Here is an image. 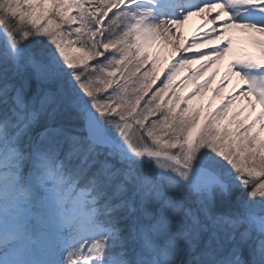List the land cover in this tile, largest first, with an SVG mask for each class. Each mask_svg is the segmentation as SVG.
I'll use <instances>...</instances> for the list:
<instances>
[{"label": "snow or ice", "instance_id": "obj_1", "mask_svg": "<svg viewBox=\"0 0 264 264\" xmlns=\"http://www.w3.org/2000/svg\"><path fill=\"white\" fill-rule=\"evenodd\" d=\"M0 264H264V0H0Z\"/></svg>", "mask_w": 264, "mask_h": 264}, {"label": "bare ground", "instance_id": "obj_2", "mask_svg": "<svg viewBox=\"0 0 264 264\" xmlns=\"http://www.w3.org/2000/svg\"><path fill=\"white\" fill-rule=\"evenodd\" d=\"M203 21L200 17H191L184 25L181 26L180 31L183 34V40L185 42H191L193 37H196L203 33L204 29L201 27ZM197 43H201V41H197ZM207 49L202 48L201 51H206ZM167 54V52H165ZM196 67V65H192L189 67H186L185 70L181 73V77H183L185 74L190 72L191 68ZM203 79V77H201ZM220 81V78L216 76V80L213 81L211 85H209V89L205 92V95L203 97V103L211 100L213 89L216 87V84ZM234 81L237 83V80L234 79ZM192 83H189L188 87L191 89ZM223 95L217 96L218 100H221V97Z\"/></svg>", "mask_w": 264, "mask_h": 264}, {"label": "rangeland", "instance_id": "obj_3", "mask_svg": "<svg viewBox=\"0 0 264 264\" xmlns=\"http://www.w3.org/2000/svg\"><path fill=\"white\" fill-rule=\"evenodd\" d=\"M237 48H238L241 52H243V53H247V54L252 55V56H254V57H257V58H258V56H259L258 51H257L255 48H253L251 45H249L248 43H246V42H243V41L239 42V43L237 44ZM233 56H234V53H229V55L226 56L222 61H220V62L216 65V67L213 69V71H216V72H217V75H216V76H218V78L221 79V78L224 76L225 72L227 71L229 61L233 58ZM181 78H182L181 76H178V77L176 78V80L174 81V85L178 84V83H179V80H180ZM234 79H236V78H233V79H232V83H230V84L228 85V87L225 88L224 91H223V93H221L220 95H223V96H224V95H227L229 92L232 91L233 87L236 85V82L234 81ZM236 80H237V79H236ZM208 89H209V87L207 88V90H208ZM188 90H190L189 87H188V89H186V91H188ZM207 90H206V91H207ZM209 101H210V100H209ZM209 101L204 102V104H207ZM219 103H220V101L218 100V98H216L215 101L213 102V107H215V106H216L217 104H219Z\"/></svg>", "mask_w": 264, "mask_h": 264}]
</instances>
